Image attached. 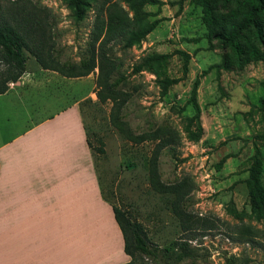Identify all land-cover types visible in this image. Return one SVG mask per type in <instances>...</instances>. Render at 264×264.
<instances>
[{
	"label": "rangeland",
	"instance_id": "1",
	"mask_svg": "<svg viewBox=\"0 0 264 264\" xmlns=\"http://www.w3.org/2000/svg\"><path fill=\"white\" fill-rule=\"evenodd\" d=\"M161 1L145 6L156 13L150 19H160L150 33L129 49L113 46L122 61L120 71L126 75L122 88L130 95L121 113L135 132L161 122L179 131L175 156L164 150L159 157L161 180L191 177L194 188L188 206L193 213L209 217L213 226L196 230L197 236L189 241L193 250L190 257L177 262L175 252L169 257L138 254L131 264H264V218L252 213L244 181L256 152L260 160L258 184L264 189V107L259 103L264 96V61L256 58L257 52L264 55V38L258 37L252 25L243 30L240 56L229 45L210 38L218 25L229 27L238 21L246 8L244 0H211L215 19L209 23L199 0ZM12 13H37L45 18L51 26L54 52L61 61L76 62L85 52L92 10L75 21L66 0H0V18ZM260 18L264 32V13ZM176 50L190 54L185 73L184 56ZM150 53L168 55L130 74L132 65ZM34 65L37 62L28 56L26 68ZM203 70L206 72L201 74ZM96 73L94 69L75 81H66L64 87L68 100L83 96L80 108L92 146L98 145V139L103 142L104 153L94 152L93 156L101 192L141 223L151 244L169 247L184 234L164 200L149 186L146 160L153 142L133 144L111 125V102L98 103L94 93ZM169 79L179 80L162 94L163 83ZM196 79L200 138L195 137L198 121L186 118L193 114ZM63 102L49 101L51 108Z\"/></svg>",
	"mask_w": 264,
	"mask_h": 264
},
{
	"label": "crops",
	"instance_id": "2",
	"mask_svg": "<svg viewBox=\"0 0 264 264\" xmlns=\"http://www.w3.org/2000/svg\"><path fill=\"white\" fill-rule=\"evenodd\" d=\"M76 78L34 65L0 94V264L130 260L86 142L83 96L67 98Z\"/></svg>",
	"mask_w": 264,
	"mask_h": 264
},
{
	"label": "trees",
	"instance_id": "3",
	"mask_svg": "<svg viewBox=\"0 0 264 264\" xmlns=\"http://www.w3.org/2000/svg\"><path fill=\"white\" fill-rule=\"evenodd\" d=\"M244 1L245 11L240 14L236 23H230L229 27L220 24L218 31L209 35L210 38L219 39L223 44L229 45L239 56L243 52L239 42L243 30H247L252 25L256 29L258 37L261 40L264 38L260 22V16L264 13V0ZM66 2L75 21L82 20L88 10H92L94 14L83 55L76 62L61 61L53 49L51 26L45 18H41L37 13H12L8 18L2 17L0 18V94L7 91L9 83L17 81L26 71L28 56H32L40 68L54 70L66 77H83L97 69L94 93L98 103L111 102L109 110L111 125L124 139L133 144L153 142L151 153L146 160L149 186L164 200L167 209L178 221L184 234L175 239L169 247L160 248L153 245L148 241L141 223L132 220L124 210L110 202L115 220L123 236L124 252L130 256V260L123 264L133 263L138 254L148 257H158L159 254H162L169 257L171 252H175L177 262L190 257L193 250L189 241L197 236L196 230L211 228L213 222L209 217L193 213L188 206L189 193L194 188V181L191 177L185 175L172 182L161 180L158 168L159 157L164 150L175 156V147L181 140L179 131L171 124L161 122L154 128L135 132L123 119L124 114L121 113V110L130 95L122 88L126 75L120 71L122 61L113 48L115 44H119L121 49H129L150 33L158 25L160 19H150V16L156 13L147 11L145 6L159 5L162 4V1L66 0ZM198 3V5H202L208 23L215 19L211 13V0H199ZM207 29L211 30V25ZM176 52L184 56L183 72L185 73L188 70L190 54L183 50H176ZM167 55L147 54L132 65L130 74H136L146 69L149 64L151 65ZM256 58H261L264 61V55L259 52H257ZM204 72L206 70H203L201 74ZM178 80H165L162 94L166 93L169 85ZM197 84L198 79L193 84L194 101L191 105L193 114L186 115V118L192 120L199 119L200 108L195 94ZM259 103L261 107H264V96L259 98ZM197 121L196 138L202 135L201 123L199 120ZM84 130L92 156H94V152L103 154V142L98 139V145L93 147L85 125ZM259 169V155L255 152L250 158L247 168L248 175L244 181L252 213L258 218H264V189L258 184ZM249 241L252 242L251 239Z\"/></svg>",
	"mask_w": 264,
	"mask_h": 264
}]
</instances>
